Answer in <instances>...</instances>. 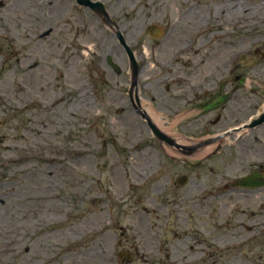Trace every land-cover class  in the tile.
I'll list each match as a JSON object with an SVG mask.
<instances>
[{"label":"rangeland","instance_id":"rangeland-1","mask_svg":"<svg viewBox=\"0 0 264 264\" xmlns=\"http://www.w3.org/2000/svg\"><path fill=\"white\" fill-rule=\"evenodd\" d=\"M33 1L27 48L11 55L0 45V264H184L177 254H187L198 225L192 204L172 197L171 181L186 174L184 168L160 160L154 148L134 147L142 123L138 117L130 122L132 117L117 113L121 106L108 102L99 86L104 57H80L82 41L90 37L72 0H65V8L60 0ZM258 4L264 16V0H250L252 13ZM7 8L0 7V17ZM250 21L230 28L232 36L254 35L264 50V17L258 24ZM85 44L106 51L97 39ZM80 150L86 154L72 155ZM41 188L51 201L40 210L34 197ZM207 206L200 221L214 238L219 218L214 205ZM42 210L54 218H44ZM98 216L105 220L98 223ZM81 223L86 230L80 239L74 233ZM10 239L12 250L5 243ZM27 246L31 253L44 247L39 260L28 258ZM123 251L132 258L122 260ZM210 251L213 259L226 255Z\"/></svg>","mask_w":264,"mask_h":264},{"label":"flooded vegetation","instance_id":"flooded-vegetation-1","mask_svg":"<svg viewBox=\"0 0 264 264\" xmlns=\"http://www.w3.org/2000/svg\"><path fill=\"white\" fill-rule=\"evenodd\" d=\"M31 1L0 0V7L8 6L6 16L0 17V45L11 55L27 48ZM71 3L90 37L82 41L80 57L83 43L97 39L106 44L105 52H88L106 57L105 79L99 86L111 105L121 106L117 113L142 123L136 149L154 148L162 154L160 160L185 170L183 181H171L172 197L192 204L198 225L192 228L187 254L179 250L177 256L184 264H264V52L255 50L254 35L248 40L232 36L230 28L239 25V17L230 8H237L239 1ZM60 4L65 8V0ZM124 43L131 45L137 60L134 89ZM108 57L121 69L110 65ZM132 91L164 121L169 141L152 133L133 105ZM178 152L185 153L184 160H177ZM207 203L214 205L219 218L214 238L200 221ZM211 249L225 250L226 255L213 259Z\"/></svg>","mask_w":264,"mask_h":264},{"label":"bare ground","instance_id":"bare-ground-1","mask_svg":"<svg viewBox=\"0 0 264 264\" xmlns=\"http://www.w3.org/2000/svg\"><path fill=\"white\" fill-rule=\"evenodd\" d=\"M238 1H239V7L237 6V8H230V11H235V16L239 17L241 23L246 22V26H247L249 24L252 25V21L249 22V20H255L256 24L261 22V19L264 16L261 14V6H259L260 4H258V9H257V11H256V13L254 15L252 13V10H251L250 6H249L250 0H238ZM254 16H256V19H255ZM225 17H226V20H229V9L227 7H226V10H225ZM146 108H147V110L149 112H151V114L154 117V119L156 120V122L160 126H163L164 125L163 124L164 123L163 120L161 118H159V117H156V115L153 114L152 109L150 107H146ZM85 154H86V152L83 151V150L74 151L72 153L73 156H78V155L79 156H84ZM73 168H74L73 165H71L70 168H68V172H69V174L71 176H73L75 174V170ZM122 177L123 176H122L121 172H117L116 175H115L114 181L118 185L119 189L123 188ZM41 185H42V183H41ZM45 192H46V188L45 189L41 188L38 191L37 195H35V197H34L35 198V203L38 202L37 207L40 208V210L43 208L44 203H48V202L51 201V199H49L50 196L46 195ZM42 212H43V217L44 218H49V219H53L54 218V217H52V215H48L47 214L48 211H46V210L43 211L42 210L40 213H42ZM96 220L98 221V223H101V222H103L105 220V217L104 216H98ZM38 222H39V220H37L36 223H38ZM85 228L86 227H85V225L83 223H81L80 226L76 225L75 226V233H74L75 237L81 239L83 234H84V231L86 230ZM87 230L91 231L88 228H87ZM44 237H46V236H44ZM5 243H6V245H9L8 249L12 250L11 245H13L15 242H14V239H10V240H7ZM168 247H170L169 244H168ZM43 248H44L43 246H40V250L35 248L32 253H31L32 250L31 251L29 250L30 246H27V248H25V250H26L27 254L29 253V251L31 253V256L29 255L30 253L28 254V258H31V259H34V260H39V256H40L39 252H41ZM27 254H25V255H27ZM171 258H172V262H174L175 256H173V257L171 256Z\"/></svg>","mask_w":264,"mask_h":264},{"label":"water","instance_id":"water-1","mask_svg":"<svg viewBox=\"0 0 264 264\" xmlns=\"http://www.w3.org/2000/svg\"><path fill=\"white\" fill-rule=\"evenodd\" d=\"M150 124H151L153 130L155 131V133H157V134L160 135V136H164V135H163V132L161 131V129H160V128L157 126V124L154 123L151 119H150Z\"/></svg>","mask_w":264,"mask_h":264}]
</instances>
